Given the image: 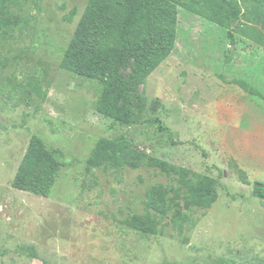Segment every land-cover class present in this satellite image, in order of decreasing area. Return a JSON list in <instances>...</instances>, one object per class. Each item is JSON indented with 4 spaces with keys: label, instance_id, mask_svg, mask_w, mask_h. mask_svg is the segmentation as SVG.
Instances as JSON below:
<instances>
[{
    "label": "rangeland",
    "instance_id": "rangeland-1",
    "mask_svg": "<svg viewBox=\"0 0 264 264\" xmlns=\"http://www.w3.org/2000/svg\"><path fill=\"white\" fill-rule=\"evenodd\" d=\"M88 0H9L16 15L0 38V264H257L264 261V46L179 7L174 52L134 93L135 120L97 110L102 87L62 66ZM74 7V21L63 19ZM130 71V70H129ZM39 78L45 100L29 91ZM58 154L62 168L49 197L12 181L32 137ZM127 137L145 155L116 174L89 164L100 138ZM238 169L247 173L249 183ZM188 170L216 181V198L192 211L195 224L163 232L139 219L154 189L170 198ZM169 200V199H168Z\"/></svg>",
    "mask_w": 264,
    "mask_h": 264
},
{
    "label": "trees",
    "instance_id": "trees-1",
    "mask_svg": "<svg viewBox=\"0 0 264 264\" xmlns=\"http://www.w3.org/2000/svg\"><path fill=\"white\" fill-rule=\"evenodd\" d=\"M7 1L0 0V38L3 39L11 34L17 17L8 10ZM180 6L229 28L232 41L235 40L233 27L240 25L237 30L243 39L264 46V0H88L62 66L101 85L97 102L100 113L119 122H134V93L177 47ZM78 13V8L74 7L63 19L72 22ZM233 82L264 99V92L248 79L236 78ZM28 89L42 100L47 97L48 91L39 78L33 77ZM144 163L145 155L125 136L100 138L89 159L91 166L108 165L116 174L126 167L140 168ZM61 168L58 154L50 151L42 138L34 136L12 186L49 197ZM238 170L241 180L249 183L247 173ZM188 174V170H184L170 198L150 189L147 212L139 219L132 217L125 222L158 234L163 232V226L160 227L164 225L163 219L172 211V227L183 234L196 222L192 214L194 208L210 206L216 198L214 179ZM255 184V196L264 199V183L256 181Z\"/></svg>",
    "mask_w": 264,
    "mask_h": 264
}]
</instances>
